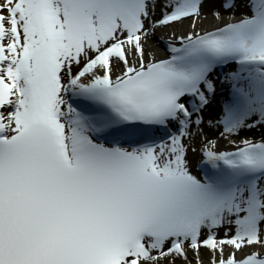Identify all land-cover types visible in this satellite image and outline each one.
I'll use <instances>...</instances> for the list:
<instances>
[{
	"label": "snow or ice",
	"instance_id": "6c2138e0",
	"mask_svg": "<svg viewBox=\"0 0 264 264\" xmlns=\"http://www.w3.org/2000/svg\"><path fill=\"white\" fill-rule=\"evenodd\" d=\"M258 128L264 0H0V264H264Z\"/></svg>",
	"mask_w": 264,
	"mask_h": 264
},
{
	"label": "bare ground",
	"instance_id": "6f19581e",
	"mask_svg": "<svg viewBox=\"0 0 264 264\" xmlns=\"http://www.w3.org/2000/svg\"><path fill=\"white\" fill-rule=\"evenodd\" d=\"M205 11L207 12V9ZM241 11H243V4L242 3H241V7L237 9V12L240 13ZM214 23H215V21L212 20V18L209 16V19L203 22L202 27L210 28ZM188 24H189V21L185 20L183 24H177V25H173L169 28H162V29L158 30L155 33V36L148 41V47L150 49L156 51V53H157L158 49L160 48V46L163 43V39H165L167 37L169 32H171L173 29H175V31H177L178 33L181 31H184L187 29ZM213 102L215 104V98H213V100H212V105L209 106L203 113V116L205 119V125L203 126V134L205 136H207L208 138L217 139L219 147L221 148V150H224V149L229 147L227 145V142L219 137V132H217L218 129L208 128L207 123H206L208 119L212 118L217 113L215 111V107L213 106ZM262 133H264V129H259V128L258 129H252V130L244 129L241 131L240 137H248V138H254V139L258 140ZM200 140H201V136L198 134L193 141V144L195 147L199 148ZM189 157H190V159L195 160V156L191 152L189 153Z\"/></svg>",
	"mask_w": 264,
	"mask_h": 264
}]
</instances>
